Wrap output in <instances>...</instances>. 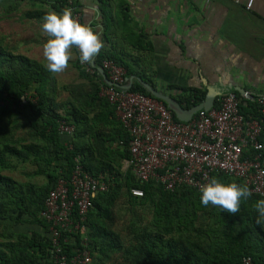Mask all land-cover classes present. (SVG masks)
Listing matches in <instances>:
<instances>
[{"label":"trees","instance_id":"obj_1","mask_svg":"<svg viewBox=\"0 0 264 264\" xmlns=\"http://www.w3.org/2000/svg\"><path fill=\"white\" fill-rule=\"evenodd\" d=\"M5 6L0 0V7ZM74 6L78 7L77 2L68 5L67 0L53 4L58 13ZM104 33L107 40L112 35L110 28ZM113 51L102 49L94 58L93 73L88 74L73 49L78 80L59 85L44 65L15 54L0 39V264H52L49 224L41 213L49 191L59 180H69L76 157L86 173L108 182L109 190L92 198L85 233L74 236L75 244L66 245L68 256L86 237L91 264H240L245 256L264 263V226L256 224L254 207L260 200L257 196L242 200L240 211L232 215L219 207L203 206L202 193L191 187L168 191L154 181L138 182L129 168L121 170V163L129 159L130 137L116 119L114 106L100 96L104 84L96 67L111 61L125 70L126 79L135 75L158 89L133 64L119 61ZM169 88L180 91L169 96L184 109L202 102L206 93L205 87ZM130 91L150 97L137 82ZM234 94L243 117L263 120L264 126L255 101ZM60 121L73 126L72 135L60 134ZM260 140L264 141V135ZM19 166L31 168L25 176L41 177V182L15 179L11 174ZM213 177L243 185L221 173ZM131 189L142 191V196H133ZM121 201L127 205L124 223H119L116 211ZM143 207L149 209V218Z\"/></svg>","mask_w":264,"mask_h":264},{"label":"built area","instance_id":"obj_2","mask_svg":"<svg viewBox=\"0 0 264 264\" xmlns=\"http://www.w3.org/2000/svg\"><path fill=\"white\" fill-rule=\"evenodd\" d=\"M252 3L253 0H248L246 8L250 9ZM67 4L71 5L72 1L67 0ZM69 9L73 18L82 23L77 9ZM91 63L80 62L88 74L93 73ZM100 68L111 82L100 89V96L114 106L116 119L129 134L130 155L125 164L138 182L154 181L168 191L188 186L201 192L213 173H221L240 180L253 195L264 199V141L260 140L264 135L263 120L245 119L234 92L217 97L216 107L198 111L189 122L183 123L174 120L158 100L120 89L118 85L127 81L123 68L108 60L103 61ZM253 100L264 119V96ZM58 130L68 136L74 131L73 126L61 121ZM108 190V182L86 173L81 158L76 157L69 180H59L49 191L41 217L49 224L52 264L92 263L86 237L71 256L67 255L65 247L75 244L74 236L78 233H85L84 221L92 198ZM130 192L135 197L142 196L138 189ZM240 264L264 263H256L252 257L245 256Z\"/></svg>","mask_w":264,"mask_h":264},{"label":"crops","instance_id":"obj_3","mask_svg":"<svg viewBox=\"0 0 264 264\" xmlns=\"http://www.w3.org/2000/svg\"><path fill=\"white\" fill-rule=\"evenodd\" d=\"M73 1L77 2L82 24L101 36L103 49L114 50L119 61L133 64L138 74L152 81L163 94L180 93L171 86L203 88L220 82L240 87L253 98L264 96V0H253L250 9L246 8L248 0ZM54 3L2 0L6 6L0 11L8 16H24L42 27L44 16L55 11ZM15 5L17 8L12 10ZM27 6L29 9L22 12L21 8ZM113 15L115 19H111ZM108 28L112 41L109 35L108 40L103 37ZM47 40L43 39V46ZM39 43L31 38L19 48ZM14 53L46 67L43 52L40 59ZM124 165L125 161L121 163L122 171Z\"/></svg>","mask_w":264,"mask_h":264},{"label":"clouds","instance_id":"obj_4","mask_svg":"<svg viewBox=\"0 0 264 264\" xmlns=\"http://www.w3.org/2000/svg\"><path fill=\"white\" fill-rule=\"evenodd\" d=\"M74 8L79 12L78 8ZM43 19L42 30L50 37L43 46V56L47 62V70L53 74L62 73L69 67V62L74 58V48L78 50L82 64L94 63V58L104 48V41L99 33L91 26L74 19L69 8L63 9L62 13L50 11ZM239 150L236 148V151ZM201 193L203 206L219 207L232 215L240 211L242 200L246 201L252 196L246 184H225L215 177L201 187ZM254 207L257 212L256 224L264 226V199L257 200Z\"/></svg>","mask_w":264,"mask_h":264},{"label":"rangeland","instance_id":"obj_5","mask_svg":"<svg viewBox=\"0 0 264 264\" xmlns=\"http://www.w3.org/2000/svg\"><path fill=\"white\" fill-rule=\"evenodd\" d=\"M26 9H29V6L24 7L23 9L21 8L22 12H25ZM31 38L40 41V43L36 45L29 44L25 46V51L22 48H19V45L30 41ZM49 38L50 37H48V35L43 32L42 27L36 26L35 22L26 20L25 17L21 15L8 16L7 14H4L0 11V39H2L13 52L25 53L29 57L40 59L43 52V39ZM73 57V59H75V54L73 55ZM55 76L59 85L76 82L77 74L73 68L72 60L71 62H69V67L64 72L55 74ZM62 97H66V95L63 94ZM125 168L126 166L124 165L123 169ZM18 169L19 170L11 174L15 179H19L22 181H31L36 184H39L41 182V177L33 178L25 176V173L32 172L31 168L26 166H19ZM123 201H121L116 208L117 213L121 217L119 223H124L128 218V215L126 213L127 205H125ZM143 208L144 209L142 210L145 214V217L149 218L151 216L149 209L146 207Z\"/></svg>","mask_w":264,"mask_h":264},{"label":"water","instance_id":"obj_6","mask_svg":"<svg viewBox=\"0 0 264 264\" xmlns=\"http://www.w3.org/2000/svg\"><path fill=\"white\" fill-rule=\"evenodd\" d=\"M91 66L94 67L93 62L91 63ZM96 70L102 80V83L107 86L111 85V82L107 79L104 71L99 67H96ZM134 82L139 83L146 91V93L150 95V97L163 102L165 104V107L174 115L175 119L183 123L189 122L198 111H208L209 109H211L214 105L215 99L223 94L237 92L240 96H245L249 100H252L253 98V95L240 87L225 86L222 83L218 82L216 84L205 86L206 93L202 102L192 106L189 109H184L174 98L154 89L151 85L144 82L142 79L135 75H131L130 77H128L126 84L118 85V87L122 90H130Z\"/></svg>","mask_w":264,"mask_h":264}]
</instances>
